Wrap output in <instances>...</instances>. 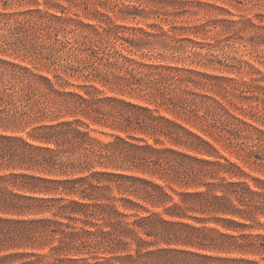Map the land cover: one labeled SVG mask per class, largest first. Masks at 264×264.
I'll return each instance as SVG.
<instances>
[{
    "label": "trees",
    "instance_id": "trees-1",
    "mask_svg": "<svg viewBox=\"0 0 264 264\" xmlns=\"http://www.w3.org/2000/svg\"><path fill=\"white\" fill-rule=\"evenodd\" d=\"M146 68L149 72L143 78L132 76L126 84L130 90L169 106L177 117L193 118L215 142L245 150L234 142L225 120L219 122L210 111L197 114L195 96L175 98L168 92L170 84L188 81L178 69ZM4 79L6 73L0 72L2 95L12 90ZM55 92L59 109L93 115L98 123L126 136L101 142L80 130V120L35 128L31 138L37 145L0 133V264H263L264 236L245 231L253 224L264 225L258 220L264 217V182L251 178L254 189L246 182L226 180L223 175L238 170L226 160L221 163L158 147L167 140L209 158L216 154L199 135L148 108L97 98L96 91ZM16 116L5 105L0 108V124ZM133 134L146 136L153 144ZM260 165L264 168V162ZM40 168L48 174L78 169L81 173L40 177ZM133 171L156 176L166 185ZM171 184L184 188L176 201L168 192ZM143 204L163 208V215ZM134 210L143 214L124 213ZM40 212H51L53 218L27 216ZM45 248L50 253L40 256L37 251Z\"/></svg>",
    "mask_w": 264,
    "mask_h": 264
},
{
    "label": "rangeland",
    "instance_id": "rangeland-1",
    "mask_svg": "<svg viewBox=\"0 0 264 264\" xmlns=\"http://www.w3.org/2000/svg\"><path fill=\"white\" fill-rule=\"evenodd\" d=\"M150 65L178 69L188 81L170 84L168 92L175 98L195 96L197 114L210 111L219 122L225 120L234 142L245 150L215 142L200 131L193 118L177 117L169 106H159L130 90L126 84L132 76L143 78ZM0 72L6 73L3 81L12 86L0 94V108L5 105L17 112L13 120L0 124V133L37 145L31 138L35 128L80 120V130L101 142L125 137L95 121L93 115H73L67 107H58L55 91L81 95L96 91L97 98L124 100L176 121L209 142L216 154L209 158L167 140L158 147L238 167L240 171L223 175L226 180L246 182L254 189L251 178L264 182L260 165L264 162V0H0ZM216 126L222 128L218 122ZM133 135L153 144L146 136ZM80 173L78 169L48 174L40 168V177ZM133 173L166 185L156 176ZM169 186V194L178 200L176 194L184 188ZM143 205L163 215V208ZM124 213L142 215L143 211ZM27 216L53 218L51 212ZM258 220L264 224V217ZM184 221L197 225L193 220ZM263 228L253 224L245 232L264 236ZM37 253L42 256L50 250ZM244 257L261 260L259 256Z\"/></svg>",
    "mask_w": 264,
    "mask_h": 264
}]
</instances>
